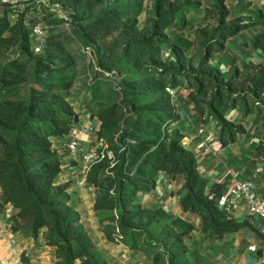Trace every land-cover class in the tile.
Instances as JSON below:
<instances>
[{
  "label": "trees",
  "instance_id": "1",
  "mask_svg": "<svg viewBox=\"0 0 264 264\" xmlns=\"http://www.w3.org/2000/svg\"><path fill=\"white\" fill-rule=\"evenodd\" d=\"M51 1L72 5L77 24L70 34L62 23L71 27L72 22L49 20L47 44L35 53L31 35L37 19H28L27 8L12 22L8 14L15 3L2 0L0 61H9L0 64V205L16 209L13 230L37 238L46 229L44 238L56 248L57 264H109L94 250L81 214L71 204L70 182H56L63 161L55 140L71 135L80 122L72 95L78 57L68 52L73 38L83 55L84 48L97 53L99 69L82 91V105L102 121L100 135L115 150L114 161L103 159L87 173L97 190L95 210L104 233L111 241L154 251L151 264H201L204 257L186 241L194 225L163 208L144 207L137 198L154 189L164 171L182 182L181 204L201 216L204 231L222 237L252 227L249 220L230 218L218 206L220 186L209 188L196 154L171 128L181 115L168 88L190 91L204 122L215 123L224 147L245 132L243 125L227 119L230 110L255 115L264 127V62L253 63L246 75L236 59L228 71L215 64L216 53L226 49L230 38L264 25V10L248 5L244 13L249 15L232 17L227 0H212L204 9L203 0H153L141 25L145 0ZM106 2L109 5L95 12ZM198 12L204 13L202 24L189 17ZM173 27L178 33L170 35ZM254 46L264 51V32ZM165 48L170 50L167 56ZM7 51L14 57L3 55ZM116 54L117 65H108ZM114 67L120 73L113 72ZM105 87L110 89L105 92ZM257 151L264 157V139Z\"/></svg>",
  "mask_w": 264,
  "mask_h": 264
},
{
  "label": "crops",
  "instance_id": "2",
  "mask_svg": "<svg viewBox=\"0 0 264 264\" xmlns=\"http://www.w3.org/2000/svg\"><path fill=\"white\" fill-rule=\"evenodd\" d=\"M212 1V0H211ZM210 1V2H211ZM232 17L249 15L244 8L264 10V0H227ZM264 32V25L258 24L241 30L230 38L226 49L216 53L215 64L230 70L236 59L243 74L251 71V65L264 62V51L254 46L259 33ZM173 99L181 118L171 128L183 136V145L193 150L197 156L199 171L209 180V188L218 184L221 192L226 191L235 181L249 180L255 184L256 193L264 199V157L259 155L257 146L264 139V127L257 124L255 115H244L239 109L230 110L227 119L245 127L237 141L222 146L219 131L214 122L205 123L202 115L195 108L190 91L181 86L173 90ZM82 105V104H81ZM80 122L76 128L92 125L96 135H82L84 149L95 144L100 135L102 121L92 117L84 106L76 107ZM75 128V129H76ZM205 130L204 134L199 129ZM69 136L55 140V148L61 155L62 171L56 178L58 184L70 182L68 193L71 204L80 212L81 221L94 241V250L109 264H151L152 253L131 248L121 241H111L103 231L100 217L95 210L96 187L87 179V167L83 153L72 158L65 144ZM181 181H174L167 172L157 176L156 187L138 194L137 202L144 207L163 208L173 218H183L194 225V230L186 236L191 249H197L204 257L201 264H263L264 236L260 232L261 218L251 216L244 203H240L227 216L237 220H249L252 227H243L238 231H229L217 237L203 230L201 216L193 211H186L181 204L178 190ZM2 187L0 185V200ZM16 209L11 204L0 205V264H57L56 248L46 243L43 229L37 238L12 228V215ZM256 246V250L251 247ZM75 264H80L77 260Z\"/></svg>",
  "mask_w": 264,
  "mask_h": 264
},
{
  "label": "rangeland",
  "instance_id": "3",
  "mask_svg": "<svg viewBox=\"0 0 264 264\" xmlns=\"http://www.w3.org/2000/svg\"><path fill=\"white\" fill-rule=\"evenodd\" d=\"M140 0H121V2L125 3V4H130L132 2H139ZM211 0H203V9L205 7H207L211 2ZM153 4V0H145L144 1V6H145V10L143 12V14L140 17V24L144 25L145 23V18L147 16L148 11L151 9ZM106 5H109V2H106L104 5H101L99 7H97L95 9V12L100 11L102 8H104ZM14 8L10 10L9 12V17L11 19L12 22H15L18 17L19 14H21V12L26 11L27 8H30L29 12L27 13L28 19L32 17H34L35 19L39 20L41 19L46 28L49 26V20L51 19H65V21H69L72 22L73 24L70 26L67 25V23L63 22L62 23V28H64L66 31H68V33L71 34L74 26L77 24V21L74 19L73 17V13H74V7L72 5L69 4H65L63 5L61 8H56L53 4L51 0H19L18 2H16L15 4L12 5ZM4 10V4L2 2V0H0V13H2V11ZM77 11V10H76ZM79 11V10H78ZM77 11V13H78ZM203 12H198V13H192L190 14V18L194 17L195 21L197 24H202L204 23V13ZM74 25V26H73ZM48 31V28H47ZM192 29L188 28L186 29V33L188 35L192 34ZM170 35H175L176 33H178V29L176 27L171 28L169 31ZM68 45H69V53L72 56L78 57L77 58V64H76V68L75 71L77 73V80H76V86L74 87L73 91H72V95L74 97V101H75V106L78 108L80 106H82L81 104L82 102V98H83V89H85L86 87H88V83L90 82V80H92L90 77H95L97 70L99 69V66L97 64V53L94 54L93 53V57L89 56V55H83L81 52V48L79 45V42L76 39H70L68 41ZM169 48H165V56H167L169 54ZM9 52H4L3 55H8ZM9 55H12V57H14V55L12 53H10ZM2 58V60L0 61V64L6 63L9 60L6 58L4 59ZM120 59V54H116L114 55L110 61L108 62V65H113L115 63V65H117L118 61ZM114 71L116 72V74L120 73L117 70V67L112 68ZM109 73V72H107ZM110 88L109 87H105L103 88V91L107 92ZM96 105H98V103H94L92 105V107H95ZM99 137L101 139H103L104 141H106L109 144V147L112 151L115 150L111 147L110 142L108 141V139L102 135H99ZM116 137V135H115ZM118 213V212H117Z\"/></svg>",
  "mask_w": 264,
  "mask_h": 264
},
{
  "label": "built area",
  "instance_id": "4",
  "mask_svg": "<svg viewBox=\"0 0 264 264\" xmlns=\"http://www.w3.org/2000/svg\"><path fill=\"white\" fill-rule=\"evenodd\" d=\"M4 2L16 3L19 0H3ZM56 8H60V4H53ZM32 46L35 53H41L47 44V28L44 22L39 19L33 24L32 28ZM83 51L93 57V51L89 48H84ZM173 93V90L168 88ZM205 130L199 129V133L203 135ZM97 129L92 125H84L83 127L76 128L72 131L69 140L66 142L65 147L72 158H77L78 154L83 153V161L87 167V172L91 169L92 165L100 162L103 159H110L114 161L115 154L110 149L109 144L103 139H98L95 144L89 148L84 149L81 143L82 135H96ZM218 206L223 211H230L244 203L247 207L248 213L251 216L261 218L260 232L264 236V199L261 198L255 190V184L249 180L235 181L226 191L221 192L217 198ZM118 211L115 210L117 215ZM122 238V236H120ZM256 246H252V250H256ZM262 263L264 264V250L262 256Z\"/></svg>",
  "mask_w": 264,
  "mask_h": 264
}]
</instances>
